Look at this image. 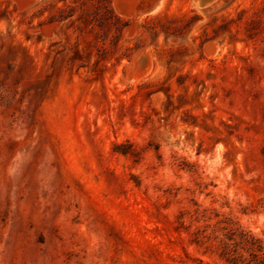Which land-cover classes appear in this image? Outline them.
I'll use <instances>...</instances> for the list:
<instances>
[{"label":"rangeland","instance_id":"rangeland-1","mask_svg":"<svg viewBox=\"0 0 264 264\" xmlns=\"http://www.w3.org/2000/svg\"><path fill=\"white\" fill-rule=\"evenodd\" d=\"M0 264H264V0H0Z\"/></svg>","mask_w":264,"mask_h":264},{"label":"water","instance_id":"water-1","mask_svg":"<svg viewBox=\"0 0 264 264\" xmlns=\"http://www.w3.org/2000/svg\"><path fill=\"white\" fill-rule=\"evenodd\" d=\"M149 61L148 59H142L139 61H135L134 65L131 70V74L134 75L135 73H146L148 71Z\"/></svg>","mask_w":264,"mask_h":264},{"label":"bare ground","instance_id":"bare-ground-1","mask_svg":"<svg viewBox=\"0 0 264 264\" xmlns=\"http://www.w3.org/2000/svg\"><path fill=\"white\" fill-rule=\"evenodd\" d=\"M25 1H26V0H25ZM34 1H35V0H34ZM137 1H138V0H137ZM140 1H141V0H140ZM28 2H29V1H28ZM116 2H118V1H116ZM120 2H121V1H120ZM193 2H194V1H193ZM194 3H195V2H194ZM121 4H122V3H121ZM193 5H194V4H193ZM115 6H116V5H115ZM195 6H197V4H196ZM210 6H211V5H210ZM124 7H125V6H124ZM119 8H120V7H119ZM135 9H136V7H135ZM137 9H138V8H137ZM137 9H136V12H138ZM199 9H200V8H199ZM118 10H120V9H118ZM134 12H135V11H134ZM132 14H133V12L131 13V15H132ZM136 14H137V13H136ZM121 15H122V14H121ZM137 15H138V14H137ZM135 22H136V21H135ZM135 24H136V23H135ZM57 29H58V28H57ZM135 33H136V32H135ZM211 45L213 46V44H211ZM207 46H208V45H207ZM211 48H213V47H211ZM205 49H206V48H205ZM216 49H217V48H216ZM213 50H214V49H213ZM147 51H148V50H147ZM205 51H206V50H205ZM208 51H209V48H208ZM215 51H216V50H215ZM141 53H142V52H141ZM148 53H149V52H148ZM138 54H140V53H138ZM146 55H147V54H146ZM146 55H145V56H146ZM148 56H149V55H148ZM151 63H152V61H151ZM130 67H131V66H130ZM149 67H151V66H150V63H149L148 69H149ZM150 70H151V69H150ZM129 71H131V68H130ZM127 73H128V72H127ZM129 73H130V72H129ZM139 74H140V73H139ZM141 74H142V73H141ZM144 74H145V73H144ZM128 76H129V75H128ZM134 76H135V75H134ZM145 76H146V75H145ZM132 77H133V76H132ZM134 78H135V79H138V78H141V77H140V76H135ZM134 78H133V79H134ZM133 79H132V80H133ZM134 81H135V80H134ZM130 82H131V80H130Z\"/></svg>","mask_w":264,"mask_h":264}]
</instances>
